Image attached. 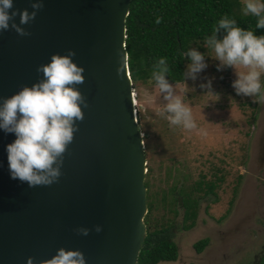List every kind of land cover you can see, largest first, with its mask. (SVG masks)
<instances>
[{"label":"water","instance_id":"obj_1","mask_svg":"<svg viewBox=\"0 0 264 264\" xmlns=\"http://www.w3.org/2000/svg\"><path fill=\"white\" fill-rule=\"evenodd\" d=\"M13 2L32 11L30 0ZM129 4L44 0L35 20L22 25L30 36L0 32V98L36 83L43 78L39 65L71 49L84 68V83L76 87L88 102L81 105L84 120L64 154L59 182L51 186L30 188L11 178L5 149L16 137L0 130V264L49 259L61 247L82 251L86 264H137L148 206L125 48ZM77 227L91 231L78 235Z\"/></svg>","mask_w":264,"mask_h":264},{"label":"rangeland","instance_id":"obj_2","mask_svg":"<svg viewBox=\"0 0 264 264\" xmlns=\"http://www.w3.org/2000/svg\"><path fill=\"white\" fill-rule=\"evenodd\" d=\"M194 48L205 54L208 67L193 81L185 76L187 62L184 79L171 84L191 107L197 129L171 125L160 115L164 101L154 82L133 84L142 147L156 176L155 188L175 183L176 189H189L199 179L215 182L213 193L194 192L199 198L192 226L173 227L178 258L157 264H252L264 247V104L237 95L232 87L235 70L217 71L220 62L214 53L204 44ZM209 80L211 89L200 87ZM175 208L176 213L167 212L159 203L153 216L165 211L179 226L183 207ZM203 238L208 244L198 253L193 244Z\"/></svg>","mask_w":264,"mask_h":264},{"label":"clouds","instance_id":"obj_3","mask_svg":"<svg viewBox=\"0 0 264 264\" xmlns=\"http://www.w3.org/2000/svg\"><path fill=\"white\" fill-rule=\"evenodd\" d=\"M30 7L32 11L27 8L15 9L13 0H0V32L13 30L21 37L30 36L31 33L22 25L35 20L44 7V0H30ZM242 11L244 15L257 17L256 27L264 28L262 0H243ZM17 16L19 23L16 22ZM161 19L157 17L155 22L159 24ZM221 30L225 33L222 39L217 35ZM204 45L214 53L213 58L220 62L217 71L227 67L235 70L237 78L232 82V87L237 95L252 97L254 103L264 104V35L256 36L253 30L237 26L235 19L224 15L213 26L211 35L205 37ZM75 55L71 49L64 55L52 54L49 63L41 64L36 69L43 74V78L31 86H21L10 97L0 98V130L14 133L16 137L5 149L10 176L22 183L26 182L30 188L59 182L64 154L74 139V133L79 131L77 122L84 120L81 105L87 108L88 102L76 87L84 83V68L73 61ZM181 55L191 61L187 65L186 78L195 81L198 74L208 67L205 54L196 48L191 47ZM169 72L166 58H160L153 64L148 80V84L155 83L163 96L164 105L160 115H166L171 125L182 126L186 130L197 129L191 107L166 78ZM211 83L209 80L200 87L211 89ZM132 91L133 100L137 102L133 82ZM136 120L138 122V116ZM145 164L146 175V161ZM94 230L99 233L102 227L95 225ZM74 231L87 236L91 229L77 227ZM26 264H86V257L80 250L61 247L49 259L28 257Z\"/></svg>","mask_w":264,"mask_h":264},{"label":"trees","instance_id":"obj_4","mask_svg":"<svg viewBox=\"0 0 264 264\" xmlns=\"http://www.w3.org/2000/svg\"><path fill=\"white\" fill-rule=\"evenodd\" d=\"M264 2V0H262ZM228 15L245 30H253L254 35H264V28H257V17L241 12L240 0H130L129 13L125 20L127 65L133 84L148 82L152 67L160 58H166L170 69L166 78L169 83H178L184 79L185 64L190 59L181 55L194 46L202 47L205 37L211 35L212 28L224 16ZM162 18L161 23L155 21ZM225 33L221 30L218 38ZM153 167L148 166L145 187L148 210L144 217L146 234L141 245L137 264H157L161 261H175L178 258V246L172 239L174 228L186 229L194 223L197 214V197L194 192H203V196L214 192L215 182L196 181L186 189L175 183L155 188ZM159 179V176H158ZM164 182V177H160ZM166 185V184H165ZM154 187V188H153ZM176 193V194H175ZM159 203L167 212L176 213V204L183 207L182 221L178 226L173 219L153 216ZM188 222V223H187ZM208 244V239L197 240L193 246L200 253ZM254 258L252 264H264V247Z\"/></svg>","mask_w":264,"mask_h":264},{"label":"bare ground","instance_id":"obj_5","mask_svg":"<svg viewBox=\"0 0 264 264\" xmlns=\"http://www.w3.org/2000/svg\"><path fill=\"white\" fill-rule=\"evenodd\" d=\"M136 102L133 100V105H134V108H136L135 106H136ZM142 136V135H141ZM143 138V137H142Z\"/></svg>","mask_w":264,"mask_h":264}]
</instances>
